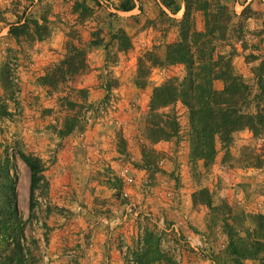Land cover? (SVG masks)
<instances>
[{
  "label": "rangeland",
  "instance_id": "1",
  "mask_svg": "<svg viewBox=\"0 0 264 264\" xmlns=\"http://www.w3.org/2000/svg\"><path fill=\"white\" fill-rule=\"evenodd\" d=\"M125 1L0 0V162L10 158L14 177L9 190L0 176V230L12 196L23 224L24 264H214L209 254L215 264H235L222 254L221 219L246 241L250 216L264 214V135L236 130L205 163L189 157L178 101L163 108L177 117L175 138L149 142L144 128L152 88L184 74L181 64H164L163 57L178 38L185 4L196 31L204 29V12L210 17L222 5L234 12L224 31L214 25L203 47L196 43L193 57L231 54L234 73L256 90L251 67L264 55V0H174L175 12L160 0H129L132 7L122 10ZM66 40L84 48L87 68L55 87L41 84L39 76L62 58ZM153 57L158 64L150 65ZM66 115L78 120L68 133ZM20 153L41 166L31 213ZM201 188L215 208L192 202Z\"/></svg>",
  "mask_w": 264,
  "mask_h": 264
},
{
  "label": "trees",
  "instance_id": "2",
  "mask_svg": "<svg viewBox=\"0 0 264 264\" xmlns=\"http://www.w3.org/2000/svg\"><path fill=\"white\" fill-rule=\"evenodd\" d=\"M162 5L175 12L179 5L174 0H160ZM122 10H129L132 3L126 0L120 5ZM187 4H185L180 20H178V38L165 46L163 63L167 65L181 64L184 74L180 79L170 78L154 86L148 101L146 116L145 137L149 142L169 140L178 135L179 124L172 110H163L169 104L178 101L185 109L187 123V140L189 143V157L191 160H203L211 162L217 152L216 144L220 149H225L230 141L231 133L246 128L253 136L264 135V55L251 67L254 77L255 89L244 82L234 73L231 66V54H217L212 58L211 54L197 60L193 57L196 43L201 46L208 36L215 31V26H221L223 31L230 23L233 11L228 6L222 5L218 12L210 14L204 12V29L196 31L188 22ZM205 10V8H204ZM247 10V6L241 9V13ZM220 14L221 20L216 19ZM220 23H219V22ZM16 25L10 26V32L17 35ZM14 31V32H13ZM264 43V38L261 39ZM203 47V46H202ZM200 47L198 54H204ZM65 52L61 59L45 67L44 73L39 76L43 85L55 87L71 75L82 72L87 68L85 50L82 46L66 40ZM231 49L233 47L231 46ZM149 56H152L149 54ZM258 59L256 56H252ZM150 65L159 62L153 57L148 59ZM138 66L145 67L143 60L138 61ZM220 82V87L215 88L213 82ZM70 108L75 107V102H67ZM66 126L65 133L73 129L78 122L75 115H66L63 120ZM141 154L144 160L149 161V149H143ZM11 156V155H10ZM20 159L28 168V204L27 211L31 213L32 189L37 180V173L41 169L37 158L20 153ZM10 158L5 156L0 162V176L9 182L8 189L12 190L13 175L8 172L11 167ZM258 160L251 162V166L257 167ZM11 180V182H10ZM5 220L0 230V264H24L25 254L22 242V221L16 215L12 196L6 198ZM192 202L198 200L209 209L215 208L210 200L206 188H201L191 195ZM14 200V198H13ZM226 210L228 206L221 204ZM253 227L245 232L246 241L221 219L226 235V246L223 255L230 257V261L238 264L235 257L255 260V264H264V214L256 213L250 216ZM13 221V222H12ZM240 246H237V243ZM234 257H232V256ZM207 257L215 264L216 259L209 254ZM213 257V258H212ZM223 259L218 256V261Z\"/></svg>",
  "mask_w": 264,
  "mask_h": 264
},
{
  "label": "built area",
  "instance_id": "3",
  "mask_svg": "<svg viewBox=\"0 0 264 264\" xmlns=\"http://www.w3.org/2000/svg\"><path fill=\"white\" fill-rule=\"evenodd\" d=\"M100 5H103V3H105L106 2V0H96ZM127 179H129V178H127ZM124 196H126V192L124 191L123 193H122ZM125 206L126 207H130V204H125Z\"/></svg>",
  "mask_w": 264,
  "mask_h": 264
}]
</instances>
